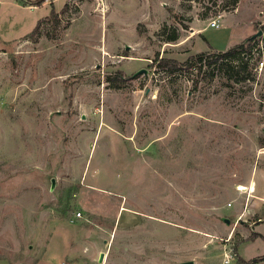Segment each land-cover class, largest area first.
Wrapping results in <instances>:
<instances>
[{"label": "rangeland", "instance_id": "1", "mask_svg": "<svg viewBox=\"0 0 264 264\" xmlns=\"http://www.w3.org/2000/svg\"><path fill=\"white\" fill-rule=\"evenodd\" d=\"M27 1L0 0V264L263 256L264 3ZM248 39L236 79L155 65Z\"/></svg>", "mask_w": 264, "mask_h": 264}, {"label": "trees", "instance_id": "2", "mask_svg": "<svg viewBox=\"0 0 264 264\" xmlns=\"http://www.w3.org/2000/svg\"><path fill=\"white\" fill-rule=\"evenodd\" d=\"M25 1L28 2L27 0H25ZM45 1L46 0H34L33 2L29 3L28 6H32V7L39 6V5H42ZM46 18L48 20H50L51 24L56 25L58 23L57 15L53 10L50 12V15ZM43 21L38 22V24L36 25L34 30L30 34L25 36L23 39L24 40H30V39L34 38V36L38 33V28H39L40 23H42ZM262 29H264V27ZM176 39H177V37L174 34V35H171L170 37H168L167 42L172 43V42H175ZM252 42H253V39H248L245 42H242V43H240V44H238L232 48H229L224 52H217V53H213V54H210L209 52H201V53H198L194 56H190L182 64L178 63L176 60H173V59H162V58L157 59V58H155L154 61H155V65L158 68L165 70V71H168L170 73H173L176 70H179L180 68L190 69V68H192V63H194V62L201 64L205 60H207V64L212 65L218 61H221L222 63H224V66L226 67L225 72L227 74V77L230 79L231 78L236 79L232 75V72H233L232 68L233 67L229 66V63H227V61H225V60H227V59L235 60L236 59L237 61H239L237 69H239L240 71L245 70L246 62H243V58H244V56H250V53H251L252 48H253ZM210 48L211 47L208 45V49H210ZM208 57H210V59H207ZM244 79L242 78V80H244ZM257 236H259V235L255 234V233L252 234V237H254V238H256ZM260 238H262V240L264 241V236H260ZM239 261H240V264H264V255L261 257L252 259L250 261H244L241 259Z\"/></svg>", "mask_w": 264, "mask_h": 264}, {"label": "built area", "instance_id": "3", "mask_svg": "<svg viewBox=\"0 0 264 264\" xmlns=\"http://www.w3.org/2000/svg\"><path fill=\"white\" fill-rule=\"evenodd\" d=\"M261 2L264 3V0H261ZM209 26H210L211 28H219V23L216 22V21H212V22L209 24ZM227 263H229V260H228V259H226V260L224 261V264H227Z\"/></svg>", "mask_w": 264, "mask_h": 264}, {"label": "bare ground", "instance_id": "4", "mask_svg": "<svg viewBox=\"0 0 264 264\" xmlns=\"http://www.w3.org/2000/svg\"><path fill=\"white\" fill-rule=\"evenodd\" d=\"M237 190H238V191H246V188H244V187H242V186H239V187L237 188ZM100 260H102V257H101Z\"/></svg>", "mask_w": 264, "mask_h": 264}, {"label": "crops", "instance_id": "5", "mask_svg": "<svg viewBox=\"0 0 264 264\" xmlns=\"http://www.w3.org/2000/svg\"><path fill=\"white\" fill-rule=\"evenodd\" d=\"M46 1H47V0H46ZM46 1H45V2H46ZM26 8H30V9H31V8H33V7H32V6H28V7H26ZM0 47H1V46H0Z\"/></svg>", "mask_w": 264, "mask_h": 264}, {"label": "water", "instance_id": "6", "mask_svg": "<svg viewBox=\"0 0 264 264\" xmlns=\"http://www.w3.org/2000/svg\"><path fill=\"white\" fill-rule=\"evenodd\" d=\"M261 33L259 32L258 35H260ZM185 264H192V263H185Z\"/></svg>", "mask_w": 264, "mask_h": 264}]
</instances>
